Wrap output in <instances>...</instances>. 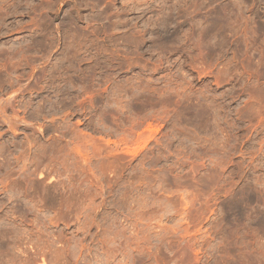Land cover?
Masks as SVG:
<instances>
[{
	"label": "rangeland",
	"instance_id": "1",
	"mask_svg": "<svg viewBox=\"0 0 264 264\" xmlns=\"http://www.w3.org/2000/svg\"><path fill=\"white\" fill-rule=\"evenodd\" d=\"M0 264H264V0H0Z\"/></svg>",
	"mask_w": 264,
	"mask_h": 264
}]
</instances>
